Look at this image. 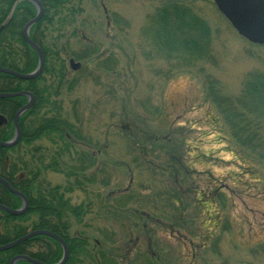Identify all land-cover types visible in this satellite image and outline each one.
<instances>
[{
  "label": "trees",
  "instance_id": "16d2710c",
  "mask_svg": "<svg viewBox=\"0 0 264 264\" xmlns=\"http://www.w3.org/2000/svg\"><path fill=\"white\" fill-rule=\"evenodd\" d=\"M39 1L44 7V16L30 30V38L43 51V73L34 80H21L0 73V93L29 92L35 98L33 107L20 118V142L12 148L0 147V177L24 194L30 204L28 212L22 216L0 210V246L30 232L45 230L66 242L69 249L66 264H133L134 261L137 264H163L155 239L157 232H161V220L143 217L138 209H133L130 204L135 197L128 193V189L120 192L122 195L117 199L108 194L104 198L96 195L95 200L80 204L73 202L75 192L90 194L88 185H92L95 178L92 180L84 168L97 155H90L84 149L77 150L76 139L85 142L79 138L80 122L74 111L71 113L62 108L61 98L65 91L73 93L83 79L89 78L86 73L90 61L97 62L99 69L109 73L117 65L104 57L107 51H102L97 43L81 38L75 24L84 13L80 8L82 0ZM208 1L216 7L214 0H160L146 16L141 30V50L146 58L152 55L161 58L170 73H190L193 70L194 74L203 77L204 101L209 104L210 113L217 117L215 126L222 140L229 142L239 157L255 166L257 176L261 171L264 178V69L249 72L236 96L225 93L221 82L207 70L218 65L213 52L214 31L203 9V4ZM104 10L107 13V9ZM36 13V7L30 1L0 0V68L22 74H30L37 69L38 55L23 38L24 27ZM110 17L108 26L114 21L120 33L129 29V23L119 13L113 12ZM72 25H75V30L69 37L82 44L78 50L72 48L71 41L63 42V38L68 37L66 28ZM147 45L151 46L150 52L145 49ZM67 60L82 62L79 70L72 71V76L67 70ZM46 74L56 78V85L47 82ZM81 76L86 78L81 80ZM27 103V97L0 99V113L8 118V123L0 126V141L9 142L14 138V116ZM3 105L5 109H2ZM152 112H156L161 120L166 119L164 110L153 108ZM144 125L129 132L128 144L139 150L148 149L150 145L152 154L156 149L164 151L162 156H157V163L154 160L148 162L151 173H168L166 175L175 185L179 180L184 181L188 186L187 193L190 196L194 194L195 178L187 165L189 163L182 158V144L175 141L170 129L165 133L163 129L152 128L149 122ZM162 128H169V123L164 122ZM45 143L54 148L45 150ZM49 172L63 175L65 183L53 185L47 178ZM182 191L168 194L166 206L174 218L179 215L182 219V224L177 223L179 218H176L173 225L186 229L188 234H183L184 239L194 250H199L212 240L214 242L218 228L213 236L208 237L210 242L205 240V243L194 246L195 240L200 241L199 231L197 226L188 228L187 208L180 207V203L185 204ZM210 193H214L212 200L217 201L223 192ZM204 197L209 195L202 199ZM138 200L141 206L146 204L143 199ZM0 205L19 210L23 201L0 183ZM94 212L97 216L89 217ZM140 241L146 244L147 254L135 252ZM262 251L264 244L256 252ZM20 255L45 264H57L63 257V248L51 237L36 236L13 249L0 252V264H10ZM197 255L196 252L194 258ZM16 264L32 263L19 261Z\"/></svg>",
  "mask_w": 264,
  "mask_h": 264
},
{
  "label": "rangeland",
  "instance_id": "374dc122",
  "mask_svg": "<svg viewBox=\"0 0 264 264\" xmlns=\"http://www.w3.org/2000/svg\"><path fill=\"white\" fill-rule=\"evenodd\" d=\"M159 3L160 0H82L80 8L84 13L75 24L81 38L97 43L102 51L105 49L104 57L117 66L109 73L90 61L86 73L89 78L84 80L86 77L81 76V85L71 94L65 91L61 98L62 108L74 111L80 122L79 138L85 142L76 139L77 150L97 155L84 168L92 180L95 178L88 185L90 194L75 192L73 202L80 204L95 200L96 195L104 198L108 194L113 199L128 189L135 197L130 204L133 209H138L143 217L161 220V232H157L155 239L165 264H264V251L256 252L264 244L263 173L260 171L257 176L255 166L222 140L215 126L217 117L210 113V106L204 101L202 76L193 70V73H170L161 58L143 56L141 30L147 14ZM203 9L214 31L213 52L218 61L216 68L207 70L221 82L226 94L236 96L249 72L264 69V46L255 47L243 39L209 1L203 4ZM113 12L129 23L128 30L120 33L114 21L108 26ZM75 25L66 28L68 37L63 42L71 41L72 48L78 50L82 44L69 37ZM145 49L150 52L151 46ZM75 63L80 65L79 70L82 62ZM66 65L71 76L74 75L72 71L77 70L69 60ZM46 79L52 85L56 80L49 74ZM153 108L164 110L166 119L158 118ZM146 122L165 133L170 129L175 141L182 144V158L189 163L195 178L191 196L184 181L179 180L175 185L168 173H151L148 162L157 163V156H162L164 151L156 149L152 154L150 145L139 150L128 144L129 132L138 126L145 127ZM164 122L169 123V128H162ZM43 145L47 147L45 150L54 148ZM47 178L53 185L65 183L60 174L49 172ZM180 190L185 196V204L180 203V207L187 208L188 228L197 226L199 231L200 241L195 240L194 246L205 240L210 242L208 237L218 228L214 242L207 241L209 244L202 249L189 246L183 237L187 230L173 225L179 215L172 216L165 198ZM213 191L223 192L217 201L212 200ZM204 195L209 197L202 199ZM138 199L146 204L141 206ZM95 214L89 217H96ZM177 223L182 224V219ZM145 245L140 241L135 252L147 254Z\"/></svg>",
  "mask_w": 264,
  "mask_h": 264
},
{
  "label": "water",
  "instance_id": "95a60500",
  "mask_svg": "<svg viewBox=\"0 0 264 264\" xmlns=\"http://www.w3.org/2000/svg\"><path fill=\"white\" fill-rule=\"evenodd\" d=\"M33 3L36 7L37 13L34 19L29 21L23 29V38L27 44L37 53L39 63L37 69L30 74H22L12 69L0 68V73L11 75L21 80H34L38 78L44 71L45 58L42 49L30 38V30L37 24L43 17L44 7L39 0H27ZM214 3L218 11L225 17V19L231 24V26L237 31V33L254 45H264V0H214ZM71 67L77 70L80 65L73 60L70 62ZM15 97H27L28 103L23 106L15 115L14 126L15 136L9 142L0 141V147L12 148L15 147L21 140L22 133L19 125L22 115L33 107L35 98L33 94L29 92L19 93H0V99H9ZM5 119L0 116V126ZM0 183L4 185L12 194L16 195L23 201V206L19 210H12L5 206L0 205V210L6 211L13 216L25 215L30 207L29 200L21 192L12 188V186L3 178L0 177ZM48 236L55 239L63 248V258L57 264H66L69 258V249L65 241L58 235L45 230L33 231L26 236L9 243L7 245L0 246V252L13 249L22 243L36 237V236ZM19 261H26L32 264H45L38 260H35L26 255L16 256L12 259L10 264H16Z\"/></svg>",
  "mask_w": 264,
  "mask_h": 264
},
{
  "label": "flooded vegetation",
  "instance_id": "af4514ba",
  "mask_svg": "<svg viewBox=\"0 0 264 264\" xmlns=\"http://www.w3.org/2000/svg\"><path fill=\"white\" fill-rule=\"evenodd\" d=\"M5 108H6V106L3 105V106H2V109H5ZM17 112H18V111H17ZM17 112H16V113H17ZM15 115H16V114H15ZM0 116L3 117V118L5 119V120H4L5 122H3L2 125L8 123V118L6 117L5 114L0 113ZM14 118H15V116H14ZM2 125H1V126H2Z\"/></svg>",
  "mask_w": 264,
  "mask_h": 264
}]
</instances>
